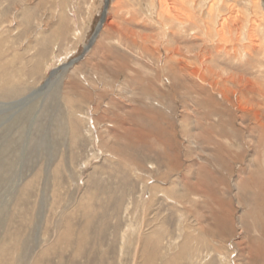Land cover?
<instances>
[{
    "label": "rangeland",
    "instance_id": "1",
    "mask_svg": "<svg viewBox=\"0 0 264 264\" xmlns=\"http://www.w3.org/2000/svg\"><path fill=\"white\" fill-rule=\"evenodd\" d=\"M263 23L264 0H0V264H264Z\"/></svg>",
    "mask_w": 264,
    "mask_h": 264
},
{
    "label": "bare ground",
    "instance_id": "2",
    "mask_svg": "<svg viewBox=\"0 0 264 264\" xmlns=\"http://www.w3.org/2000/svg\"><path fill=\"white\" fill-rule=\"evenodd\" d=\"M173 1V0H172ZM177 3V2H176ZM176 3H175V5H176ZM179 3H182V2H180L179 1ZM162 4H163V2H162ZM171 6H169L168 5V3H166V2H164V7L162 8V13L161 14H164V15H167V17L165 18V19H170V21H171V19L174 17L173 15V13L171 14L170 13V11H173V12H175L176 10H177V8H175L176 6L175 5H173L172 3L170 4ZM179 5V4H178ZM180 9H182L181 7H180ZM211 9V8H210ZM170 13V15H172V16H169L167 13ZM179 12V11H178ZM177 16V15H176ZM177 18V17H176ZM177 20H178V18H177ZM180 20V19H179ZM183 21V20H182ZM177 22V21H176ZM180 22V21H179ZM178 22V23H179ZM177 23V24H178ZM59 24V23H58ZM264 24V23H263ZM101 25L102 24H100V27H101ZM164 26H166L167 27V24H165ZM171 26V25H170ZM169 26V27H170ZM258 26V24L257 23H255V22H252V26H251V29L249 30L250 31V34L254 37L253 39H257V42H258V40H259V38H258V35L255 33V31H254V28L255 27H257ZM61 27V26H60ZM100 27H99V29H100ZM99 29H98V31H99ZM166 29V28H165ZM240 29H242V28H240ZM232 33H234L233 32V30H232V28H230L229 29ZM57 32V31H56ZM55 32V33H56ZM217 32V31H216ZM174 34H176V33H174ZM217 34V33H216ZM171 35V34H170ZM251 37V36H250ZM252 38V37H251ZM168 39V38H167ZM172 40V39H171ZM178 40V39H177ZM132 42V41H131ZM43 43V42H42ZM172 43V42H171ZM256 44V45H255ZM253 45H254V50L255 49H257V47L259 46V44L258 43H253ZM247 55L250 57V52L249 53H247ZM106 56V55H105ZM172 56H174V55H172ZM173 58V57H172ZM175 58V57H174ZM171 59V58H170ZM252 60V59H251ZM76 61V60H75ZM173 61V60H172ZM74 62V61H73ZM213 62V61H212ZM216 64V63H215ZM210 63L208 64H206V67H205V69H206V71H207V69H208V71L210 70ZM77 71V70H76ZM191 71V70H190ZM209 73V72H208ZM181 74V73H180ZM188 74V73H187ZM192 74V76L194 75V74H196L195 72L193 73H191ZM200 74V73H199ZM203 75V74H202ZM191 76V77H192ZM234 77V76H233ZM57 78V77H56ZM95 78V77H94ZM237 78V77H236ZM235 78V79H236ZM237 79H239V80H242V76L240 77V78H237ZM239 80H237V81H239ZM245 81V80H244ZM240 82V81H239ZM239 82H238V84H239ZM247 85V84H246ZM188 88H189V86H188ZM203 89V88H202ZM114 129V128H113ZM75 133V132H74ZM107 134V133H106ZM262 136V135H261ZM192 138V137H191ZM10 139V138H9ZM195 140V139H194ZM30 147V146H29ZM27 152V151H26ZM258 155V154H257ZM8 163V162H7ZM6 210V209H5ZM3 221V220H2ZM68 231H69V229H68ZM58 233V232H57ZM66 233H67V231L66 230H61L60 231V233L57 235L56 234V232H55V234L58 236V238H56V239H58V241L59 242H61V239H63L64 237H67V236H65L66 235ZM70 233V232H69ZM55 239V241H57ZM145 242V241H144ZM143 245H144V243H143ZM51 246H52V244H51ZM51 248V247H50ZM57 253V252H56ZM155 253V252H154ZM150 254V253H149ZM81 256V255H80ZM175 256V255H174ZM174 256H172V258L174 257ZM49 257V256H48ZM171 257V256H170ZM59 258V257H58ZM203 259V258H202ZM25 259H23L22 260V262L24 261ZM59 261H60V259H59ZM84 261H86V260H84ZM82 262V261H81ZM29 263V262H28ZM79 263H80V261H79ZM36 264H38L37 262H36ZM84 264V263H83ZM143 264V263H142Z\"/></svg>",
    "mask_w": 264,
    "mask_h": 264
},
{
    "label": "water",
    "instance_id": "3",
    "mask_svg": "<svg viewBox=\"0 0 264 264\" xmlns=\"http://www.w3.org/2000/svg\"><path fill=\"white\" fill-rule=\"evenodd\" d=\"M102 19H103V15H102V18H101V20H100V22H99V24H98V26H97V28H96V31L94 32V34L92 35V38L90 39V43L93 41L94 37L96 36L97 31H98V29H99V27H100V24H101ZM86 48H87V47H86ZM77 59H78V57L75 58V59H73L71 62H73V61H75V60H77Z\"/></svg>",
    "mask_w": 264,
    "mask_h": 264
}]
</instances>
